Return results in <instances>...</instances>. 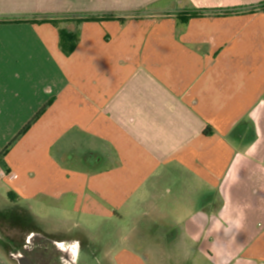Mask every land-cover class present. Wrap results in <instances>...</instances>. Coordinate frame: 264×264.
I'll list each match as a JSON object with an SVG mask.
<instances>
[{
    "label": "crops",
    "instance_id": "crops-1",
    "mask_svg": "<svg viewBox=\"0 0 264 264\" xmlns=\"http://www.w3.org/2000/svg\"><path fill=\"white\" fill-rule=\"evenodd\" d=\"M137 1L0 0V264H264V0Z\"/></svg>",
    "mask_w": 264,
    "mask_h": 264
},
{
    "label": "rangeland",
    "instance_id": "rangeland-1",
    "mask_svg": "<svg viewBox=\"0 0 264 264\" xmlns=\"http://www.w3.org/2000/svg\"><path fill=\"white\" fill-rule=\"evenodd\" d=\"M44 7H54L62 10H67L64 14H77L85 13L84 11H89L94 8L103 7V8H114L121 4V6H131L134 3H138L137 0H42ZM31 17V16H30ZM49 225V224H48ZM51 227L53 225L50 224ZM101 235V234H100ZM99 234L97 238L99 239ZM99 242L102 243V240L99 239ZM86 253V254H85ZM84 253V259L90 260L92 264H108L105 261L103 256H90L89 252Z\"/></svg>",
    "mask_w": 264,
    "mask_h": 264
},
{
    "label": "trees",
    "instance_id": "trees-1",
    "mask_svg": "<svg viewBox=\"0 0 264 264\" xmlns=\"http://www.w3.org/2000/svg\"><path fill=\"white\" fill-rule=\"evenodd\" d=\"M261 8H264V4L261 5ZM202 11L204 10H200V9H196L195 12H193V14H191L190 16L191 17H194V16H197L199 15ZM186 18H184L185 20ZM62 37H63V34H62ZM41 114V111L39 113H37V115L32 119V121H30V123L28 125H26L22 131L19 133V135L15 138L14 137V140L10 142V144L6 147V149H4V151L1 152V154H5L8 150V148L14 143V141L17 140V138H19V136H21L29 127H30V124H32L33 121H35L37 119V117ZM207 133V132H206Z\"/></svg>",
    "mask_w": 264,
    "mask_h": 264
},
{
    "label": "flooded vegetation",
    "instance_id": "flooded-vegetation-1",
    "mask_svg": "<svg viewBox=\"0 0 264 264\" xmlns=\"http://www.w3.org/2000/svg\"><path fill=\"white\" fill-rule=\"evenodd\" d=\"M35 247L34 246H30L28 248H25V250H22L21 253H17V257L19 256V258H24V255L28 256V258H30V260H32L35 264H40L37 256L34 254L35 252ZM22 254H24L22 256ZM51 262V259H49Z\"/></svg>",
    "mask_w": 264,
    "mask_h": 264
},
{
    "label": "built area",
    "instance_id": "built-area-1",
    "mask_svg": "<svg viewBox=\"0 0 264 264\" xmlns=\"http://www.w3.org/2000/svg\"><path fill=\"white\" fill-rule=\"evenodd\" d=\"M8 171H6L5 169H3L0 165V178H4V177H9L12 176L13 173H7Z\"/></svg>",
    "mask_w": 264,
    "mask_h": 264
},
{
    "label": "water",
    "instance_id": "water-1",
    "mask_svg": "<svg viewBox=\"0 0 264 264\" xmlns=\"http://www.w3.org/2000/svg\"><path fill=\"white\" fill-rule=\"evenodd\" d=\"M23 264H32V263L30 262L28 258L24 257Z\"/></svg>",
    "mask_w": 264,
    "mask_h": 264
}]
</instances>
